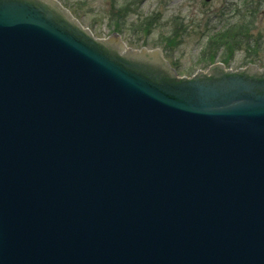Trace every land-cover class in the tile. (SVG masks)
Returning a JSON list of instances; mask_svg holds the SVG:
<instances>
[{"label":"water","instance_id":"water-1","mask_svg":"<svg viewBox=\"0 0 264 264\" xmlns=\"http://www.w3.org/2000/svg\"><path fill=\"white\" fill-rule=\"evenodd\" d=\"M106 40L0 0V264H264V71Z\"/></svg>","mask_w":264,"mask_h":264},{"label":"rangeland","instance_id":"rangeland-1","mask_svg":"<svg viewBox=\"0 0 264 264\" xmlns=\"http://www.w3.org/2000/svg\"><path fill=\"white\" fill-rule=\"evenodd\" d=\"M57 1L96 39L114 34L126 48L159 49L180 77L215 63L264 70V13L244 18L243 0Z\"/></svg>","mask_w":264,"mask_h":264},{"label":"flooded vegetation","instance_id":"flooded-vegetation-1","mask_svg":"<svg viewBox=\"0 0 264 264\" xmlns=\"http://www.w3.org/2000/svg\"><path fill=\"white\" fill-rule=\"evenodd\" d=\"M208 1H210V0H208ZM251 3L252 2H250L249 0H243V3H242V16L244 18L254 17L255 14L258 16L260 12L264 13V5L260 4L259 6H255V7L251 6L250 7ZM219 33L220 32H218L214 36L220 35ZM221 33H223V32H221Z\"/></svg>","mask_w":264,"mask_h":264}]
</instances>
